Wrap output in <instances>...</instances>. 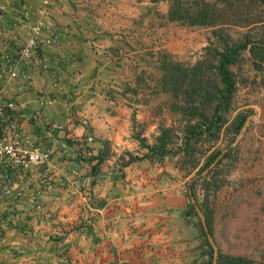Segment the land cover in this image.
Returning <instances> with one entry per match:
<instances>
[{
    "label": "crops",
    "instance_id": "crops-1",
    "mask_svg": "<svg viewBox=\"0 0 264 264\" xmlns=\"http://www.w3.org/2000/svg\"><path fill=\"white\" fill-rule=\"evenodd\" d=\"M19 1L46 3L44 31L56 39L46 49L48 67L40 68L34 58L17 62L31 80L23 87L20 77L4 78L0 98L15 100L12 118L49 149V158L24 171L0 168V182L11 188L0 196L6 221L0 264H198V229L184 215L189 175H182L176 155L157 159L144 145L170 116L164 106L153 111L149 80L138 83L136 77L140 69L149 74L144 51L151 41L178 58L193 49L194 59L203 41L194 45L189 35L199 28L158 24L149 0ZM166 6L161 0L155 7L164 13ZM17 8L10 3L1 10L0 49L28 34L11 24ZM179 34L188 35L181 41L185 46ZM53 74L61 89L38 106ZM103 149L96 172L89 173V157ZM72 167L88 174L84 188L69 183Z\"/></svg>",
    "mask_w": 264,
    "mask_h": 264
},
{
    "label": "trees",
    "instance_id": "trees-1",
    "mask_svg": "<svg viewBox=\"0 0 264 264\" xmlns=\"http://www.w3.org/2000/svg\"><path fill=\"white\" fill-rule=\"evenodd\" d=\"M149 1L153 4L149 12L158 24L171 21L204 30L205 43L192 60L178 58L151 41L144 51L149 54V74L140 69L136 81L147 77L149 99L156 101L153 111L159 113L164 106L170 116L168 123L159 122L154 140L144 145L157 159L176 155L182 175H189L184 215L198 229V264H211L213 248L207 235L213 238V210L209 195L223 182L219 176L222 162L232 158L235 146L231 142L248 115L232 103L238 80L232 66H239L247 51L251 66L264 76V0H164V13L155 7L161 0ZM104 155L103 149L89 157L88 161L94 159L89 173L96 172ZM197 187L202 190L200 195ZM214 264H264V259L217 247Z\"/></svg>",
    "mask_w": 264,
    "mask_h": 264
},
{
    "label": "rangeland",
    "instance_id": "rangeland-1",
    "mask_svg": "<svg viewBox=\"0 0 264 264\" xmlns=\"http://www.w3.org/2000/svg\"><path fill=\"white\" fill-rule=\"evenodd\" d=\"M195 33L189 35L191 43L196 40L197 45L200 40L204 44V30L199 28ZM187 36L179 34L176 39L185 46L181 41L185 43ZM193 51L187 50L181 58L191 60ZM246 55L247 51L239 66H232L238 78L232 103L248 115L231 142L235 146L232 158L222 162L219 176L223 182L209 195L213 210L210 238L216 249L260 260L264 259V76L251 66ZM201 192L197 187V195Z\"/></svg>",
    "mask_w": 264,
    "mask_h": 264
},
{
    "label": "built area",
    "instance_id": "built-area-1",
    "mask_svg": "<svg viewBox=\"0 0 264 264\" xmlns=\"http://www.w3.org/2000/svg\"><path fill=\"white\" fill-rule=\"evenodd\" d=\"M10 3L18 4L11 24L25 28L28 34L25 38H16L11 47L0 49V88L4 78L14 77H20L24 81L23 87L27 86L31 80L30 73L27 70L18 71L17 62H27L34 58L40 68L46 69L48 67L46 49L56 39L54 34L44 31L47 14L45 2L31 7L19 0H2L0 1V10H4ZM2 35L3 28L0 25V36ZM49 88L50 90L46 94L37 98L38 106L53 101L52 92H58L61 89L59 75L51 76ZM15 107L14 99L0 98V168L14 167L19 171H24L46 161L49 158V149L41 147L24 133L23 125L12 118V111ZM80 121L85 124L86 118H81ZM53 126L61 128L62 124L57 123ZM86 140H91V136L87 135ZM70 173L72 177L69 183L77 188H84L88 174L79 173L75 167L70 168ZM10 190L8 182H0V196L8 194ZM14 193L19 194L20 189H15ZM4 225H6V221L0 213V229Z\"/></svg>",
    "mask_w": 264,
    "mask_h": 264
},
{
    "label": "water",
    "instance_id": "water-1",
    "mask_svg": "<svg viewBox=\"0 0 264 264\" xmlns=\"http://www.w3.org/2000/svg\"><path fill=\"white\" fill-rule=\"evenodd\" d=\"M196 210H197L198 215L201 217V213H200V211H199V209L197 207H196ZM201 219H202V217H201ZM202 222H203V219H202ZM207 238H208V240L211 243L212 248H213V259H212V263L211 264H214V262H215V256H216V248L213 246L212 240H211V238H210L209 235H207Z\"/></svg>",
    "mask_w": 264,
    "mask_h": 264
}]
</instances>
